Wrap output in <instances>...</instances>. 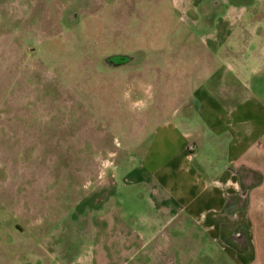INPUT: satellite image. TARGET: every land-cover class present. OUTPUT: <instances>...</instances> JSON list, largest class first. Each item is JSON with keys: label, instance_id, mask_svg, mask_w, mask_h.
<instances>
[{"label": "rangeland", "instance_id": "rangeland-1", "mask_svg": "<svg viewBox=\"0 0 264 264\" xmlns=\"http://www.w3.org/2000/svg\"><path fill=\"white\" fill-rule=\"evenodd\" d=\"M206 1L0 0V264L122 262L110 255L118 223L88 231L90 175L113 168L117 152L145 150L155 120L178 105L179 77L194 76L212 42L230 46L245 22L264 40V0H218L244 16H219L213 34L201 24ZM111 54L137 59L114 70L102 64ZM168 75L172 97L160 108ZM147 207L124 199L118 218L139 231ZM145 247L135 260L154 242ZM221 248L206 243L178 264H237Z\"/></svg>", "mask_w": 264, "mask_h": 264}, {"label": "crops", "instance_id": "crops-1", "mask_svg": "<svg viewBox=\"0 0 264 264\" xmlns=\"http://www.w3.org/2000/svg\"><path fill=\"white\" fill-rule=\"evenodd\" d=\"M222 15L234 21L244 16L238 8H218L204 31L217 32ZM251 27L241 25L239 39L230 46L204 43L213 50L195 62L200 67L193 77H179V93H173L178 105L155 120L145 150L121 159L117 152L113 168L90 175L93 180L81 201H92L86 210L97 220L86 217L88 231L96 234V221L107 227L119 224L120 242L110 255L125 257L120 264L184 263L206 243L222 247L237 264H264V40L259 41L257 26ZM228 28L232 32L234 26ZM170 79L163 77L160 108L172 97ZM242 169L254 171L260 180L242 175ZM245 194L244 208L226 215L228 198ZM127 198L147 203L139 231L118 218L120 203ZM238 227L246 234L245 246L229 240ZM153 242L146 258L134 259L137 250Z\"/></svg>", "mask_w": 264, "mask_h": 264}, {"label": "flooded vegetation", "instance_id": "flooded-vegetation-1", "mask_svg": "<svg viewBox=\"0 0 264 264\" xmlns=\"http://www.w3.org/2000/svg\"><path fill=\"white\" fill-rule=\"evenodd\" d=\"M218 0H208L206 1V7L204 8L205 9V12L204 14V18L202 20V23L205 24H209L211 19H212V14L214 13V11H216L218 8L220 9L221 5L222 4H219V3H215L217 2ZM136 58L135 55H119V54H111V55H108V56H105L103 58V61H102V64L104 65H108L110 66L111 69H114V70H119V67L121 65H124L125 63H128L130 61H134ZM243 229L241 227H238L236 228V230L233 231V233H231L229 235V240L230 241H233L234 242V238H239V233L242 231Z\"/></svg>", "mask_w": 264, "mask_h": 264}, {"label": "trees", "instance_id": "trees-1", "mask_svg": "<svg viewBox=\"0 0 264 264\" xmlns=\"http://www.w3.org/2000/svg\"><path fill=\"white\" fill-rule=\"evenodd\" d=\"M238 172H240L242 175H249L253 177L256 181L260 180V177L254 171H251L248 169H242V170H239ZM248 190H249V186H245L243 192L247 193ZM246 202H247V194L238 195V196H230L228 198L224 213L228 216H231L233 214L235 215V213L240 208H244V206L246 205ZM224 241L229 242V240L227 239H224Z\"/></svg>", "mask_w": 264, "mask_h": 264}, {"label": "water", "instance_id": "water-1", "mask_svg": "<svg viewBox=\"0 0 264 264\" xmlns=\"http://www.w3.org/2000/svg\"><path fill=\"white\" fill-rule=\"evenodd\" d=\"M234 242L237 244V245H240V246H245L246 243H247V239H246V234L244 232V230H242L240 233H239V238H234Z\"/></svg>", "mask_w": 264, "mask_h": 264}]
</instances>
